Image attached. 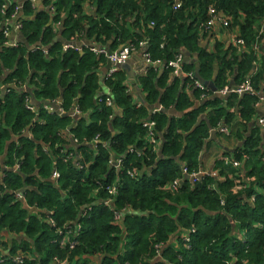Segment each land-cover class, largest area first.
Segmentation results:
<instances>
[{
  "label": "trees",
  "instance_id": "16d2710c",
  "mask_svg": "<svg viewBox=\"0 0 264 264\" xmlns=\"http://www.w3.org/2000/svg\"><path fill=\"white\" fill-rule=\"evenodd\" d=\"M54 1L55 21L62 23L66 38H80L85 30L86 36L98 44L110 43L111 51L127 42L136 47L147 41L148 54L159 62H168L183 52L192 60L191 67L184 62V69L191 71L195 69L193 62L198 63V74L204 82L215 74L216 90L228 84L233 75L235 83L244 80L257 62L256 43L261 53L263 49L264 0H178L179 7L177 0ZM211 8L227 18L228 25L222 30L242 39L243 50L238 52V48L231 46L223 51L222 43L218 42L213 52L199 46ZM38 18L37 25L26 23V29L32 32L28 44L43 34L39 30L45 17ZM48 30L44 32L45 44L52 39ZM53 49L49 58L36 54L18 60L24 49L1 56L4 68L11 70L7 81L24 80L28 68L40 71L38 74L43 76L39 79L51 99L61 72L64 102L69 105L80 94L85 99L80 97L77 106H87L98 89L96 66L106 60L89 51L82 57L73 52L63 56L59 44ZM262 65L257 74L260 79L264 62ZM12 66L16 69L12 70ZM113 76L106 84L112 91L114 107L121 111L111 121L115 135L111 137L108 133L111 108L102 106L98 113L95 104L90 106L94 111L90 120L95 118L96 123L85 128L79 126L73 133L79 140L100 133L103 139L111 141L109 150L126 157L120 174L108 168L109 150L100 149L98 158L86 170L78 171L73 162L58 159L55 167L60 178L55 185L49 180L52 163L43 149L64 143L60 134L70 126L71 119L41 114L44 125L31 130V139L13 142L12 137L21 135L30 124L32 114L25 110L22 98L0 103V173L3 165L8 169L2 171L4 177L0 180V233L23 237L20 243L11 242L5 254L0 251V264H54L55 257L67 260V264H264V132L262 139L252 135L240 149L243 153L237 151L233 158L241 160L246 155L259 164L245 162L238 172L225 165L227 157H222L213 167L216 178L205 176L195 184L186 179L172 193L168 185L182 176V166L188 173L198 172V157L210 129H215L220 121L230 129L234 116L229 104L225 107L219 98L212 97L199 110L169 117L170 110L181 115L199 100V90L188 79H175L161 91L166 76L157 80V73H148L139 80L146 102L136 108L126 92L123 74ZM178 83L183 86L181 92ZM186 89L190 90L188 94ZM158 101L163 109L151 114ZM254 103V96H243L241 119L249 121L255 112ZM209 110L208 120H200L198 114ZM147 118L155 122L157 139L161 138L157 153L142 127ZM129 149L133 152L129 153ZM54 155L60 156L59 152ZM1 156H5L4 163ZM90 158L85 151L84 162ZM19 161V172L15 173L11 169ZM132 169L139 172L133 178L127 175ZM111 186L117 190L115 207L92 206L87 217L80 220L79 233L75 234L70 227L77 238V247L73 251L56 247L52 243L55 231L73 221L82 207L106 198L105 188ZM22 189H26L28 206L53 212L58 229L43 222L45 214H31L22 208L13 195ZM127 206L124 218L115 219L113 209L120 211ZM191 230L195 232L190 234ZM184 236L190 238L189 244L184 243ZM160 244H163L162 260H157L155 249ZM17 256L21 261L14 260Z\"/></svg>",
  "mask_w": 264,
  "mask_h": 264
},
{
  "label": "built area",
  "instance_id": "2783aa9c",
  "mask_svg": "<svg viewBox=\"0 0 264 264\" xmlns=\"http://www.w3.org/2000/svg\"><path fill=\"white\" fill-rule=\"evenodd\" d=\"M42 3L45 4V10L49 13L50 19L49 23L47 25V28H49L48 32L58 33L62 28V23L55 21V18L57 17V10L54 6L55 1L54 0H39ZM1 6H0V54L4 50H19V49H24L25 46L16 41V37L18 35V30L23 28V20L24 17L26 16H21L22 14L25 13L27 15L30 11L34 10L36 11L37 8H39L38 5L33 4L31 1H22L20 4H16L12 0L10 1H1ZM177 6H180V3L177 0ZM36 9V10H35ZM40 9V8H39ZM21 14V15H20ZM21 19L19 20V18ZM19 20V24L14 25L15 22ZM151 26L153 24H150ZM228 25L227 18L218 13L214 8H211L209 10V19L207 20L203 35L206 37H210L211 32L215 28H220L223 29ZM56 35V34H55ZM229 35V34H228ZM21 36V35H19ZM33 45V44H30ZM227 46H233L238 48L240 51L243 50L242 48L244 47V41L242 39L237 38L235 34H230L227 36ZM40 47L42 46H31L28 56L25 58H28L29 56H34L37 53H44L49 52L51 46L49 48H44L41 49ZM72 50V51H78L79 48L75 46L74 44H68L66 46H63V50ZM83 49H89L93 54L99 57H103L107 62H110V70L107 73L108 76L103 79V84L104 86L106 85V81L109 80L114 74L118 73L119 69L121 68L122 65L126 64L132 54L136 52V50H140V53L143 56V60L145 63L150 66V67H156L160 64L159 61H153L150 57V55L147 52L148 49V43L147 41H141L139 44L135 47L133 45H126L122 46L120 49L116 51H110L107 50L103 47H97V46H91L89 48L84 47ZM255 50L257 53V56L261 54L259 48V45L256 43L255 45ZM162 66L164 65V61L161 62ZM183 56L182 54L176 55V57L168 62L165 61V65L163 66L164 69L169 70L172 75L175 78H185L188 79L192 85L198 89L201 93L203 98H205V92L207 91L206 84L201 83L196 77H195V72L192 71H186L183 66ZM254 67L257 69L256 63H254ZM34 69L28 68V76L26 80L28 82H24L23 86L20 87L22 93H21V98L24 102V108L26 111H28L30 114H32V120L30 124L26 127L24 131L21 132V135H17L14 138L18 141L21 138H28L31 139V130H34L35 127L37 126H42L44 125V120L40 118L41 114H47L51 116H55L57 118H63V117H69L71 119V124L69 127H66L62 132H61V138L64 141L63 144H55L53 147L47 146L44 147L43 152L50 158L51 163H52V169H51V180L52 182L57 185L58 180L60 178V174L57 171L55 165L58 159H62L64 163H72L73 165L76 166V170H86L92 163L98 158V153L100 149L102 150H109L111 147V141L108 139H103L102 135L100 133L95 134L91 138H83L82 140H79L77 137H75L73 131L75 128L79 127L80 125L77 124V122L81 120H87L88 124H90L91 120L89 119H84L82 117V113L79 110L77 103L71 102L69 105L66 104V101L64 102L63 97L62 101L58 106L55 105V100L50 99L48 96L47 91L45 90L46 87L45 85L40 81L39 77H33ZM22 83H17L18 85H21ZM16 86V87H17ZM15 87V86H11ZM30 87L34 88L37 92L38 95L42 98L41 102V107L34 108L29 101V96L32 99V94L29 92ZM10 89V88H9ZM11 90V89H10ZM10 90H6L4 92V95H9L11 92ZM219 95L223 96H229V95H237V96H244V95H255V91L253 89L251 79L247 78L244 80L242 83L238 85H234L231 87H225L220 90H215ZM42 92V93H41ZM46 95V96H45ZM114 104V99L112 97V100H106V99H99L98 100V107L97 110L99 113L101 112V107L105 108H113ZM138 108L140 105L137 106ZM59 109V111H58ZM96 110V111H97ZM161 108L157 110H153L151 114H155L159 112ZM91 114H89L90 117ZM258 125L264 129V117L259 118L257 120ZM142 127L146 130L147 135L146 138L149 143L153 146V150H155V146L158 142L157 139V133L155 131V122L149 120L145 121L142 123ZM220 133L227 135L229 133V129L227 127H221L219 129ZM66 138L70 139L72 141V146L67 144ZM41 146H44L42 144ZM88 147L91 150L90 153V160L87 162H84L83 159V153L85 152V148ZM55 152H59L60 156L56 157L54 155ZM133 152L132 149H129V153ZM109 153V158H108V168L110 171H114L117 174H120L123 172L122 166L124 163V158L121 155H116L114 152L111 150L108 151ZM77 156V161H74V157ZM225 165L231 167V169L237 170L241 164L239 162H231L228 158L224 159ZM19 162H17L14 167L11 169L13 172H19ZM8 170L7 168L4 167L3 171ZM139 174V172L136 169H132L130 171H127V175L133 178ZM205 176H212V177H217V174L214 172H203V171H198V172H193V173H188L187 169L185 166H182V176L174 180L168 185V189L172 193H176L178 191L179 186H181L184 182V180H189L190 184H195L196 182L200 181L203 177ZM4 177V173H1V179ZM105 191L107 193L106 198H98L97 200L92 201L90 204L82 207L76 216V218L73 221H70L68 224L64 225L62 228H56V224L53 218V212H47L48 210L46 209H39L37 206H28L26 205V199H25V194L22 191H16L13 192L14 198L17 200V202L23 203L29 211L36 212L37 214L44 215V223L49 225L51 228L58 229L55 231L54 234V239L52 240V243L60 248L61 250H69L73 251L77 247V238H74V235L72 233V230L70 227L74 228V233L77 234L81 231V223L80 220L83 221L88 213L92 210V206L95 204H100L104 208L106 207H115L114 206V197L117 194V190L115 187H106ZM6 193V192H5ZM1 195V192H0ZM223 202V201H222ZM129 206L125 208H121L120 211H114L116 209H113V215L114 218L119 220L123 219L126 211L128 210ZM122 222V220H121ZM195 231L191 230L190 234H193ZM183 241L186 244L190 243V238L188 236L183 237ZM1 250V248H0ZM156 253L158 254L157 260H162L161 254L163 250V244H160L156 246ZM15 261L19 262L21 261V257L17 256L14 259ZM54 264H67V260H61L58 258L53 259Z\"/></svg>",
  "mask_w": 264,
  "mask_h": 264
},
{
  "label": "crops",
  "instance_id": "0c3cea01",
  "mask_svg": "<svg viewBox=\"0 0 264 264\" xmlns=\"http://www.w3.org/2000/svg\"><path fill=\"white\" fill-rule=\"evenodd\" d=\"M1 1H5V0H1ZM6 1H10V0H6ZM12 1L15 2L16 4H20L23 0H12ZM24 1H28V0H24ZM29 1H31L33 4L38 5L40 9L37 8V10L35 9L36 11L32 10L27 15H25V13L22 15L20 14L22 17L23 16H26V17H24L25 20H23V23H22L23 28L22 29L20 28L18 30V35H17L15 40L22 43L25 46V48H24V52L18 56V58H19L18 60H20L21 58L23 59L24 57L28 56L27 54H28L31 46H33V45L36 47L38 45L42 46V47H40L41 49L49 48L51 46L49 52H46V54L37 53V54H41L44 58L50 57V54L54 50L53 46H55V44L56 45L59 44L60 51L62 52L63 56L65 54H67L68 52H73L74 54L82 57L84 52H87V51L91 52L89 49L85 50L83 48L84 47L89 48L91 46H97V47L101 46L107 50H110V51L112 50L110 43H106L103 45V44H98V42H96L93 38L89 39L86 36L85 30H84L85 34L83 33L84 35L80 38H78V37L66 38V36H65L66 32L64 30H61L60 32L58 31V33H54V34L50 31L52 39L47 44L43 43L44 32L49 29V28H47V25L49 23L50 16H49V13L45 10L46 8H45L44 3H42L39 0H29ZM40 15H44V17H45L44 19H41V22H43V24L39 30V31H43V34H40L37 41H35L33 43V45H30V44H28L27 39L30 38L32 32H29L26 29V23L27 22H30V23L35 22V24L37 25L38 21H39V18L37 20V17H39ZM92 15H93V13H92ZM20 19H21V17L19 18V20ZM19 20H17L14 25L19 24L20 23ZM19 35H21V36H19ZM227 36H229L227 32L223 31L220 28H215L211 32L210 37H206L204 35L200 36L199 46L208 52H210V51L213 52L214 51L213 49L216 46L215 43L218 42V43H222V45L224 47L223 51H226L230 47V46H227ZM68 44H74L75 46H77L79 48V50L78 51H72V50L68 49V50L64 51L63 46H66ZM129 44H130L129 42L124 43V44H120V45H118L116 50L120 49L122 46H126ZM262 48H263L262 53L259 54V56L257 58V62H256L257 69L253 65L250 73L244 78V80H246L247 78L251 79V83H253L252 86H253L254 91H255V95H253L254 99H255V103H254V107H253L255 112L251 116L249 121H245V120L241 119L240 114H239L240 102H241L243 96H237V95H232V96L231 95H229V96L225 95V96H223V95H219L216 91H212L211 88H209L210 86L214 87L213 82L215 80V74L212 75V78L210 81L205 82L206 87H207V91L204 94L205 98H203L202 93H200L197 90L199 93L198 94L199 100L194 101L195 103H194L193 107L185 110L184 113L181 115H179L180 113H177V111H174V110L169 111V113H168L169 117H180V116L187 114L191 111L199 110L202 107V105L209 98H212V97L219 98V100L222 101L223 106H225V107L227 106V103L229 104L230 113L234 116V119L231 120L232 123L229 125V127H230L229 133L227 135H225V133L224 134L220 133L219 129L221 127H225L223 125V121H220L219 122L220 124H218L217 127H215V129H210L208 137H207L205 145H204V148L198 157V162H199V170L198 171H203V172H208V173L214 172L213 167H214L216 161L222 157H224V158L227 157L229 160H231V162H239L241 164V166L237 169L238 172L239 171L241 172V168L243 167V164L245 162H251L250 164H253V163L259 164V163H257V161L253 160L252 158L250 160V156H246V155H242L241 160L240 159L234 160L233 158L236 155L237 151H240L241 154L243 153V151L240 149L243 147L244 143L252 137V135L260 136L261 139L263 136L262 133L264 132V129L261 128L257 123V120L259 118L264 117V74L262 75L261 79L258 78V76H257L258 70L260 67L263 66L262 62H264V44H262ZM116 50L114 49V51H116ZM9 51H13V50H4L0 54V103H3V102H5V100H8V99H10L12 102H16V101L21 100L22 91H21L20 87L23 86L24 82H28L26 80V78L22 81H17V82H8L7 81V77L10 74L11 70L4 68L2 61H1V56L8 55ZM237 51L239 52L240 50L237 49ZM181 54L183 56V64L185 62L188 64L189 67H191L190 62L192 60L189 57H187L183 52ZM16 64H17V62H16ZM35 65H37V63ZM125 65H126V67L122 68V69L120 68L118 73L123 74V76H124L123 82L125 84L124 86L126 88V92H127L128 96L130 97L133 105H135L136 108H138L137 107L138 105H140V107L143 106L144 102H146L145 101L146 93L142 90L141 85L139 83V80H141L144 77H147L148 73L149 74L151 72L157 73V80H158V78H160L163 75L166 76V80H165V82H163V90H161V91H164V88H167V87L169 88V86L172 84L173 80L181 79L179 77L175 78L169 70H168L169 72L166 73L161 62L156 67L148 66L145 63V61L143 60V56L140 53L139 49L136 50V52L134 54H132V56L130 57V59L128 60V62ZM96 67H97L96 72H97V76H98V79H97L98 89L92 95L91 101L89 98L87 106H82L81 104L78 105V108L81 111L82 117H84V119L91 118L92 114L94 113V111L91 110L92 109V107H90L91 104H92V106H94V104L98 105L99 99L100 100L101 99L112 100V97H113L111 89H109L107 87V84L105 86L103 84V79L108 76L107 73L110 70V67L107 65V61H105L102 64L99 63ZM192 67H195L194 62L192 64ZM15 69L16 68H14L12 66V70H15ZM192 69L193 70H191V71L195 72L194 68H192ZM38 72H40V71H38ZM38 72H36L34 70L33 77L41 76L42 73L38 74ZM164 73H166V74H164ZM61 75H62V73L60 72L58 79H57V82H56V85H55L56 86L55 93L51 97L52 99L55 100L56 106H58L60 104V102L62 101L63 94H64V90H63L64 87L62 86V84L60 85ZM42 76H43V74H42ZM113 78H114V76H113ZM254 79H256V80H254ZM157 80H156V82H157ZM244 80H242L240 83H242ZM17 83H22V84L17 86ZM240 83H235L234 75H233V76L228 78V84L224 85L223 88L231 87L232 85L233 86L238 85ZM256 83H257V85H256ZM11 86H15V87H11ZM182 87H183L182 84L178 83V92L179 91L181 92ZM6 90H10V92H11L7 96L4 95V92ZM29 92L33 95L32 99H31V97L28 94L30 104L34 108L41 107L42 106L41 102L43 100L38 95V92L32 87H30ZM185 92L188 94L190 92V90L188 91L186 89ZM80 97L82 99H85L80 94H77L76 98L72 101V103L73 102L78 103L80 100ZM113 99H114V97H113ZM82 107H83L84 111H83ZM159 108H161V110L163 109V107L159 104V101H158L152 107L151 112L153 110H157ZM111 110H112V115L110 116V119H109L107 126H108V133L112 137L115 135V132H114V129L112 127L111 121L114 119V117L120 116L121 111L117 110L114 107V104H113V108H111ZM58 111H59V109H58ZM209 111H206L205 113H199L198 117L200 118V120L207 121L208 117H209L208 115L211 113V111L210 112ZM95 112L99 113L98 110ZM89 114H91L90 117H89ZM0 118H1V114H0ZM148 119L149 118H147L146 120H143V121L145 122ZM79 122H80L79 125L82 128H85V125L86 126L89 125L87 120H81ZM79 122H77V124ZM90 122L96 123L95 118H92V120ZM100 122L101 121H97V124ZM14 137H12L13 142L16 141V139ZM66 140H67V144L72 146V141H70V139H68V138H66ZM161 145H162L161 138H158V142L155 146L154 152H156V153L159 152ZM85 151L87 154L91 153V150L88 147L85 148ZM4 161H5V156H1V163H4ZM74 161H77V156L74 157ZM263 161H264V156H263L262 162ZM3 167H4V165L2 166V171H3ZM2 171H1V173H2ZM1 173H0V180H1ZM15 173H17V172H15ZM49 180H51V176H50ZM51 182H52V180H51ZM25 190L26 189H22L20 191L24 192L25 199H26V193H25L26 191ZM251 200H253V198ZM18 203H20L22 205V208L29 211L23 203H21V202H18ZM29 212L31 214L34 213V212L32 213V211H29ZM22 239H23L22 236H14V235H9L7 233H2V234L0 233V248H1L0 251L5 254L6 252H8L7 246H10L9 244L11 242L17 241L18 243H20L22 241Z\"/></svg>",
  "mask_w": 264,
  "mask_h": 264
},
{
  "label": "water",
  "instance_id": "95a60500",
  "mask_svg": "<svg viewBox=\"0 0 264 264\" xmlns=\"http://www.w3.org/2000/svg\"><path fill=\"white\" fill-rule=\"evenodd\" d=\"M107 65L110 67V62H107ZM164 65H165V61H164ZM163 65V66H164ZM195 65V77L201 82V83H204L205 84V82L200 78V76H199V74H198V69H199V65H198V63H195L194 64ZM126 67V65L124 64V65H122L121 66V69L122 68H125ZM161 73V72H160ZM233 84V83H232ZM233 86V85H232ZM209 88H211V90L212 91H215V88L213 87V86H210Z\"/></svg>",
  "mask_w": 264,
  "mask_h": 264
}]
</instances>
